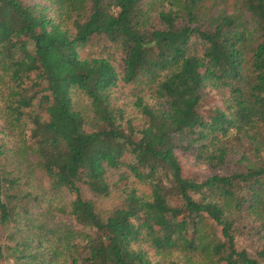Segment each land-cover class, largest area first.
<instances>
[{"label":"trees","instance_id":"obj_1","mask_svg":"<svg viewBox=\"0 0 264 264\" xmlns=\"http://www.w3.org/2000/svg\"><path fill=\"white\" fill-rule=\"evenodd\" d=\"M0 264H264V0H0Z\"/></svg>","mask_w":264,"mask_h":264},{"label":"rangeland","instance_id":"obj_2","mask_svg":"<svg viewBox=\"0 0 264 264\" xmlns=\"http://www.w3.org/2000/svg\"><path fill=\"white\" fill-rule=\"evenodd\" d=\"M127 89L129 90V88ZM128 90H120L118 92L119 101L126 100V96L129 95ZM204 96H205V100L208 106L220 105L219 93L216 92L214 89L206 88L204 90ZM180 162L182 166V172L186 174H190V173L203 174L205 171V167L201 163L195 162V160L191 156H180ZM84 196L86 198H90L87 193H84ZM112 201L113 200L111 198L102 199V200H98L97 204L99 207H102V208H110V206L112 205ZM236 247L237 249H240L241 245L238 243Z\"/></svg>","mask_w":264,"mask_h":264}]
</instances>
